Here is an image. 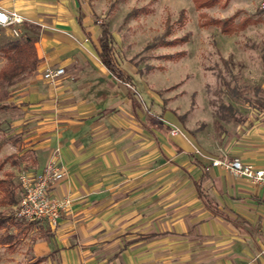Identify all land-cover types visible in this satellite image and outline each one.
<instances>
[{"label": "crops", "instance_id": "1", "mask_svg": "<svg viewBox=\"0 0 264 264\" xmlns=\"http://www.w3.org/2000/svg\"><path fill=\"white\" fill-rule=\"evenodd\" d=\"M0 5L41 27L37 70L11 93V111H22L28 127L12 154L22 172L41 173L52 161L64 166L53 195L71 202L56 230L31 226L28 262L264 264L261 186L212 165L240 158L264 167V116L224 129L199 123L202 113L197 121L190 111L175 114L118 57L131 79L126 86L103 64L101 26L90 13L81 19L80 0ZM46 68L65 74L49 82Z\"/></svg>", "mask_w": 264, "mask_h": 264}, {"label": "rangeland", "instance_id": "2", "mask_svg": "<svg viewBox=\"0 0 264 264\" xmlns=\"http://www.w3.org/2000/svg\"><path fill=\"white\" fill-rule=\"evenodd\" d=\"M80 2L84 9L81 19L90 13L99 25L108 23L119 59L130 69L139 70L136 82L155 91L165 108L172 106L175 114L190 111L194 121L202 113L204 116L203 119L199 117V123L209 126L215 122L224 129V124L237 123L235 119L264 116V0H218L216 5L203 9H198L194 0ZM201 13L214 19L232 18L234 23L245 18L258 20V23L227 36L218 27L204 26ZM19 38L0 27V43ZM5 62L0 53V71ZM21 79L14 80L12 85L0 80V103L14 102L11 93ZM227 82L239 88L241 96L231 94L225 85ZM24 115L20 110L0 112V141H6L0 160L22 150V136L28 130L23 123ZM19 159L16 166L19 172L15 173L18 178L24 167ZM12 167L7 162L5 169ZM19 199L20 196L18 202ZM18 202L8 208L0 206V212L4 211L7 217L17 221L13 214ZM22 223L33 229L41 226ZM18 230L8 226L0 230V237L16 235ZM31 236L33 233L9 245L0 242V264H34L27 259L34 240ZM143 254L149 256L150 253Z\"/></svg>", "mask_w": 264, "mask_h": 264}, {"label": "trees", "instance_id": "3", "mask_svg": "<svg viewBox=\"0 0 264 264\" xmlns=\"http://www.w3.org/2000/svg\"><path fill=\"white\" fill-rule=\"evenodd\" d=\"M218 0H194L198 9L208 8L216 5ZM201 18L205 19L202 24L206 27L215 26L220 28L224 35L232 36L239 31L246 29L250 24L258 23V20L245 18L238 23H234L232 18L221 20L209 18L207 14L201 13ZM26 30L28 33L22 35L21 38L9 40L5 43H0V53L6 59L4 66L0 71V80L12 85L14 80L19 77L27 76L37 70L40 62L36 43L40 39L41 27L25 22ZM101 36L99 39L100 44V58L103 64L110 70V72L120 81L130 84V77L123 71L121 63L118 60L117 50L115 48V40L112 32L110 31L108 23L101 22ZM255 45V44H254ZM254 47H258L255 45ZM262 59L264 61V48H262ZM229 92L233 95L241 96L239 88L232 87L229 82L225 83ZM13 106L9 104L0 103V112H9ZM233 112L234 109L230 107ZM4 140L0 141V152L5 145ZM10 162L12 166H17L20 159L17 154H11L0 160V206L11 207L18 202V197L21 196L22 188L19 178L12 170L5 169L6 163ZM15 226L18 228L16 235H6L0 237L2 244H10L13 241H22L30 230L31 226L24 225L22 222L11 220L7 217L4 211L0 212V230L8 226ZM41 261H35L34 264H39Z\"/></svg>", "mask_w": 264, "mask_h": 264}, {"label": "built area", "instance_id": "4", "mask_svg": "<svg viewBox=\"0 0 264 264\" xmlns=\"http://www.w3.org/2000/svg\"><path fill=\"white\" fill-rule=\"evenodd\" d=\"M12 1L14 0H0V3ZM262 9L264 10V4ZM24 21L23 16L17 11L6 9L0 5V27L9 30L13 37L19 38L22 35L20 26ZM64 74V68H46L44 78L49 82H54ZM125 85L130 87L128 83ZM171 135L177 136L179 131L173 129ZM212 165L259 184L264 197V167L245 163L240 158L218 159L214 160ZM66 176V169L57 161L49 163L41 173L23 171L19 175L22 193L14 208V218L22 222L48 225L51 229L56 230L59 227L61 214L68 210L71 202L60 200L53 195V190L56 184L64 180ZM261 255L264 256V250Z\"/></svg>", "mask_w": 264, "mask_h": 264}]
</instances>
